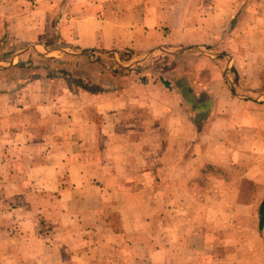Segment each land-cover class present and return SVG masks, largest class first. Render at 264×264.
Segmentation results:
<instances>
[{"label": "rangeland", "instance_id": "rangeland-1", "mask_svg": "<svg viewBox=\"0 0 264 264\" xmlns=\"http://www.w3.org/2000/svg\"><path fill=\"white\" fill-rule=\"evenodd\" d=\"M125 1L128 7L133 0ZM69 3L0 0V68L19 67L5 74L15 84L7 90L25 99L0 102L3 111L25 110L22 120L15 119L21 128L0 157V264H264V69L251 71L253 84L247 87L254 93L251 126L245 116L222 119L207 130L200 139L204 150L190 153L197 168L204 159L207 167L191 172L183 197L168 195L169 182L156 187L151 180V164L143 166L147 175L128 176L138 174L130 163L136 157L151 162L152 135L136 133L134 118L126 133L119 132L117 116L94 114L89 122L83 97L99 90L107 74L118 77L120 67L147 57L144 68H151L155 79H163L156 69L164 75L172 70L167 65L172 58L179 64L173 75L184 64L197 79L207 60L177 55L184 48L170 54L160 46L142 56L74 51L54 29ZM115 4L110 0L108 7ZM224 59L225 73L234 80L229 55ZM5 88L0 85V94ZM203 112L192 113L198 127ZM61 116L64 129L81 127L79 138L91 146L81 142L73 153L58 150ZM214 160L217 170L210 166ZM167 206L173 207L167 211ZM180 222L182 230L176 228Z\"/></svg>", "mask_w": 264, "mask_h": 264}, {"label": "crops", "instance_id": "crops-1", "mask_svg": "<svg viewBox=\"0 0 264 264\" xmlns=\"http://www.w3.org/2000/svg\"><path fill=\"white\" fill-rule=\"evenodd\" d=\"M109 1L70 0L69 3L67 0L69 4L63 5L61 16L54 21L55 32L74 51H130L134 56H142L160 46L170 54L184 48L177 55L190 59L191 54L192 59L203 56L207 60L199 68L197 79L189 75L184 64L182 68L177 67L179 75L176 77L173 72L176 71L175 65L179 64L173 63L172 57L176 54L170 55L172 59L167 60L170 61L167 65H171L172 70L167 68L164 75L156 69L163 79H155L157 77L153 78L152 69L144 68L147 57L141 63L134 61L128 65L131 69L128 77L122 76L124 70H129L128 67H120L118 77L107 74L108 81L101 80L104 85L99 90L85 92L83 97L88 107L86 119L89 122L94 123V114L103 119L117 116L119 132L126 133L128 120L134 118L136 133L152 135L154 154H151V162L147 163L142 156L133 159L130 163L138 174L128 175L130 180L139 174L147 175L148 168L144 167L151 164V180L157 183L156 187L162 181L169 182L167 194L173 193L181 198L185 183L192 180L191 172L200 171L198 168L205 164L207 167L206 159L197 168L193 158H190L193 150L200 153L204 150L200 139L207 134V130H214L222 119L245 116L247 125H250L254 93L247 87L253 84L254 72L251 71L264 69V60L260 55L264 54V0H133L128 7L127 1L114 0L113 9L108 7ZM64 11L70 14H63ZM202 47L208 51L193 50ZM224 55H229L231 66L237 72L234 80L225 73L228 63ZM17 69L18 66L0 68V85L6 86V94H0V102H25L20 92L14 94L7 90L15 84L5 74ZM144 74L148 77H143ZM230 84L234 86L228 87ZM233 90L236 93L242 90L245 95L234 94ZM61 91L65 93L66 90ZM26 96L29 98L30 95L26 93ZM202 110L204 118L198 127L194 118L200 117ZM24 113L25 110H16L15 107L8 111L0 109V135H3L0 136L1 158L5 156L3 151L8 150L6 147L11 143L12 136L17 135V130L21 128L20 122L15 123L16 117L22 120ZM192 113L196 117L192 118ZM104 122H101L102 125ZM57 127L60 129L59 139L56 140L58 150L70 149L73 153L75 146L81 142L91 146L92 141L84 143L79 138L81 127L64 129L62 116ZM61 161L59 159L58 164ZM210 166L217 170L220 163L214 160ZM199 173L196 172L195 176ZM57 179L63 183V174H59ZM170 207L173 206H167V211ZM167 218L169 223L170 218ZM176 228L182 230L183 224L176 223ZM165 244L168 247L171 242L167 240ZM167 251L169 253L170 250L167 248Z\"/></svg>", "mask_w": 264, "mask_h": 264}]
</instances>
